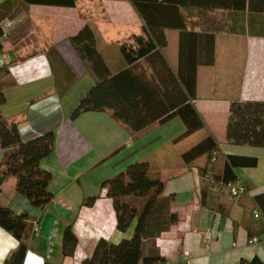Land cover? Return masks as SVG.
Listing matches in <instances>:
<instances>
[{"label": "crops", "instance_id": "0c3cea01", "mask_svg": "<svg viewBox=\"0 0 264 264\" xmlns=\"http://www.w3.org/2000/svg\"><path fill=\"white\" fill-rule=\"evenodd\" d=\"M5 1L0 0V6ZM75 1L72 8L16 3L26 19L16 25L18 30L35 24H42L44 29L22 37L14 35L12 53L0 49V59L9 63L0 69V88L6 96L3 116L18 124L25 142L48 133H54L56 139L54 152L41 163V168L54 176L50 190L55 198L44 211L15 194L13 177L0 194V204L31 216L24 264H81L93 255L101 238L116 244L130 238L133 228L127 233L117 230L113 203L101 189V179H111L116 169L141 161L149 162L160 174L164 196L174 197L171 210L181 219L156 240L168 264H240L255 257L264 261V218L253 203L256 195L264 193V149L235 146L227 140L231 103L264 102V0H173L192 34L183 52L194 51L201 58L207 36L213 33L215 37L214 65L198 67L197 98L193 102L208 131L185 138L183 119L175 115L186 94L178 78L181 30L166 29V47L129 66L120 48L141 36L144 29L132 3ZM163 17L164 22L170 20L169 15ZM86 26L92 29L98 52L111 74L124 72L120 80L124 93L154 119L145 129L132 132L109 110L72 117L97 82L70 41ZM40 34L42 42H37ZM25 40L33 42L24 47ZM177 120L184 124L182 132ZM208 132L216 138L220 152L212 156L213 173L203 178L209 158L186 164L182 155ZM228 155L259 161L256 168L235 170L233 184L245 189L238 198L214 180H221ZM3 157L0 145V164ZM83 179H95L96 183L90 182L83 189ZM224 188L228 198L220 196ZM92 197L98 198L95 205L84 206V200ZM221 204L225 209L231 204L226 216L218 211ZM69 226L79 243L75 256L65 258L62 241ZM208 231L212 238L207 242L204 234ZM253 238L259 242L251 244ZM17 248L16 239L0 227V264Z\"/></svg>", "mask_w": 264, "mask_h": 264}, {"label": "trees", "instance_id": "16d2710c", "mask_svg": "<svg viewBox=\"0 0 264 264\" xmlns=\"http://www.w3.org/2000/svg\"><path fill=\"white\" fill-rule=\"evenodd\" d=\"M144 22L143 34L133 38L131 43L121 46V54L126 64L131 66L152 53L166 47V29L181 30L180 68L178 78L186 89L182 107L175 115L181 116L186 127L184 138L200 131L207 130L206 124L197 111L194 101L197 98V69L199 66H213L215 62V37L208 35L205 42L206 51L201 58L191 51L183 52L185 41L190 39L188 24L181 11L174 7L173 0H129ZM22 5H40L53 7H75V0H6L0 6L2 10L9 7L18 8ZM159 14L162 16H155ZM163 15H169L170 20L162 21ZM171 15L173 18H171ZM7 16L1 20H5ZM1 21V22H2ZM1 35V33H0ZM71 44L80 59L95 75L96 85L89 90L81 100L72 117L86 112H103L109 110L114 118L126 125L132 132L145 129L154 119L148 118L143 106L136 100L129 99V93H124L120 80L124 72L112 75L97 49L95 35L89 26L71 37ZM0 49L3 50L0 44ZM9 66V63L2 68ZM0 68V69H2ZM6 102L3 89L0 88V143L4 151L0 164V194L5 182L16 179L15 194L29 201L35 209H44L54 200L55 195L50 190L54 180L51 172L41 168L43 160L55 150V134L48 133L31 141L22 140L18 124L7 120L2 114V106ZM172 116V114H171ZM169 118V117H168ZM208 131V130H207ZM228 143L235 146H246L264 149V102L234 101L230 105L227 125ZM220 152L216 138L208 132V136L186 151L182 158L190 164L199 158L207 156L209 162L201 176L207 177L213 173L212 156ZM258 159L228 155L221 182L225 188L236 182V169H253L258 167ZM224 188L221 198L227 195ZM102 190L112 200L116 214L117 230L127 233L133 228L130 238L113 243L101 238L94 249L93 255L81 264H168L167 259L156 246V240L181 222L177 212L171 210L174 197H165V183L147 161L132 164L114 178L105 180ZM205 192V190H203ZM97 197L85 199L83 205L93 207ZM253 203L264 218V193L256 195ZM220 207L222 209H220ZM218 211L224 216L230 212L231 204L225 209L221 204ZM225 211L226 214H225ZM31 216L28 212L17 214L9 207L0 204V227L7 231L18 242L17 250L4 264H24L29 250L28 229ZM78 238L71 226L67 227L62 241V254L65 258L75 256L78 248ZM46 264H54L46 262ZM240 264H264L258 257Z\"/></svg>", "mask_w": 264, "mask_h": 264}, {"label": "rangeland", "instance_id": "374dc122", "mask_svg": "<svg viewBox=\"0 0 264 264\" xmlns=\"http://www.w3.org/2000/svg\"><path fill=\"white\" fill-rule=\"evenodd\" d=\"M23 14L24 13H21L20 8H16V7L15 8L13 7V9H11L9 7L5 11L2 10V15L0 14V16H2V18L7 16L6 19L3 20V21L1 20L2 18H0V33H1L0 40L2 41L1 45H2V48H3V50L5 52H11L15 48V44L13 42V39L15 38L14 35L22 37V35H26L27 33H31V32H34V33L39 32L40 33L44 29L42 24H40L38 26H37V24H35L34 26L33 25H29L30 29H27V27H25V29H22L23 31L22 30H18L16 25L18 23H22V22H24L26 20V19H23V17H22ZM16 20L18 22H16ZM8 23L12 24V28H10L9 30L6 29V27H5V25H7ZM49 30H51V28ZM44 33L47 35L48 34V30H46ZM39 36H40L41 40H37V42H42V34H40ZM31 42H33V41L25 40V43H23V46L24 47H26V46L29 47V45H31ZM177 121H180V122H177L178 125H179L178 126L179 127V132H182L183 128H184V124L181 122V120H177ZM0 145H1V143H0ZM130 164H132V163L127 164V166H130ZM126 168L127 167H121V168L116 169L114 171L113 175H112V178H114L115 176H117L118 174H120L121 172L126 170ZM91 180H93V181H91ZM94 180L95 179H83V181L80 182V185L84 189V188L89 186L90 182H94ZM101 180L105 181V180H108V179H101ZM94 183H96V182H94ZM101 189H100V191H101Z\"/></svg>", "mask_w": 264, "mask_h": 264}, {"label": "built area", "instance_id": "2783aa9c", "mask_svg": "<svg viewBox=\"0 0 264 264\" xmlns=\"http://www.w3.org/2000/svg\"><path fill=\"white\" fill-rule=\"evenodd\" d=\"M5 27H6V29L9 30L10 28H12V24L8 23L7 25H5ZM5 65H6L5 61L3 59H0V68L4 67ZM228 191L232 197L238 198V197H240V195H242L245 192V189L241 185L231 183L228 185ZM35 230L38 231L37 225L35 227ZM211 238H212V235L210 234L209 231L204 234V240L205 241L208 242L211 240ZM258 242L259 241L256 238H253L250 240L251 244H257Z\"/></svg>", "mask_w": 264, "mask_h": 264}]
</instances>
